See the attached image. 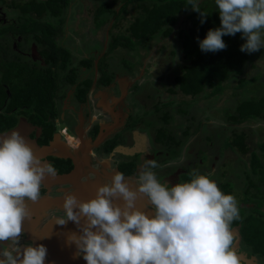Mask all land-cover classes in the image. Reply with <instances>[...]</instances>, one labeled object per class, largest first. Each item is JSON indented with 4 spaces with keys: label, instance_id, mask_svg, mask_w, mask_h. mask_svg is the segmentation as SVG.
I'll list each match as a JSON object with an SVG mask.
<instances>
[{
    "label": "flooded vegetation",
    "instance_id": "1",
    "mask_svg": "<svg viewBox=\"0 0 264 264\" xmlns=\"http://www.w3.org/2000/svg\"><path fill=\"white\" fill-rule=\"evenodd\" d=\"M33 1L0 0V138L10 135L13 131L19 132L31 146L34 154L42 162L51 163L57 171L55 178L45 177L40 188V198L36 202L26 201L30 215L23 222L24 234L20 241L22 246L29 243L45 245L47 255L44 264H64L66 253L64 252L61 257L56 253H51V250H73L74 262L70 264H86L82 255H76L77 249L68 239L70 233L75 232L79 235L81 229L72 221H68V225L53 223L55 220L53 218L65 216L63 200L67 195L75 196V191L80 189L77 192V199L82 201L90 199L88 197L83 199L81 188L73 186L75 182L82 180L80 182L82 184L88 177H100L89 172L79 174L81 173L79 171L76 178L68 179L67 177L72 175L76 169L78 157L79 159L86 158L89 165L100 172H102L100 170L102 165L108 166V171L112 173H122L121 167L132 166L129 173L122 174L129 186L134 189L137 187L139 174L148 160L157 162L158 167L151 170L156 174L157 179L168 187L189 181L194 173L209 176L213 174L216 177L214 181L221 191L233 194L238 200L240 217L249 215L244 211L253 207V200L246 196L245 190L238 187L233 188L229 182L224 181L228 170L224 165L222 166L225 161H220V156L226 151L228 153L232 151L225 144L226 134L222 140L219 139V135L212 139L210 137L212 135H206L207 128L208 131L210 129L209 125H206V130H203L200 125L193 128L189 125L193 120L178 121L177 113L174 114L173 121L164 122V116L160 119L155 114L159 110L158 106L160 107L163 103L149 105L145 100L149 96L146 95L143 98L144 94L149 91L141 87L148 84V80L153 77H141L135 84L138 80L136 75L140 77L138 72L141 66H134L129 54L125 56L126 65L109 64L100 70L106 51L104 41L101 42L104 47L100 52L99 50L92 51L91 47L88 50L86 47H81L83 39H80V35L75 31L79 27L77 21L80 20L84 24L97 22L94 11L101 4L95 0H72L67 6L64 22H60L61 32L53 34L51 40L46 38L39 41L33 36L28 38L23 32L13 33L19 27L16 24V18L21 19L24 15H30L40 21L37 28L32 31L36 34H42L45 22L57 21L47 11L39 13L36 9L30 10V3ZM107 1L110 4L113 0ZM112 6L114 10H118L119 6L116 7L115 3ZM23 7L28 8L24 11ZM89 11L93 15L91 19L83 16L84 12ZM127 14L128 12L124 13L123 18L119 16V26L123 25L122 21ZM116 17L117 15L109 16L108 23L101 26L102 33L98 34L97 40H105V32L110 27L116 26ZM129 23L127 21L126 25L129 26ZM163 40L165 39H159L157 42ZM176 43L178 44L179 40ZM73 45L81 49L80 53H76L74 49L68 52V48ZM152 47L146 50V55L150 53ZM170 47L177 51L174 44ZM146 55H142L140 62L144 61L143 58ZM51 57L53 60H50ZM87 60L91 61L92 65L84 64ZM145 61H149V58ZM113 63L116 65V62ZM150 64L160 66V61L154 60L152 56ZM110 75H113L111 83L101 86L100 78ZM124 78L130 82L128 89L124 86L127 84ZM85 82L91 84L85 100L81 101L80 92ZM159 85L157 83V86ZM100 87H103V93L99 91ZM104 89L107 97L104 96ZM124 89L127 90L122 98ZM161 90L177 99L180 97L179 102L194 99L167 84L162 85ZM99 92L101 95L98 97ZM157 92L153 93L157 94ZM109 94L113 96L112 99ZM99 103L111 109L105 111L110 112V116L108 114L101 116L102 113L98 112L100 116L93 119L91 109L101 107ZM59 122H63V125L58 126ZM100 137L101 142L95 145L94 142ZM83 141L88 145L86 153H82L81 149L78 150ZM219 141L224 144V148L216 150L217 146L220 147ZM113 142L115 143L113 148L108 151V145ZM127 145L131 148L127 149ZM201 149L204 150L203 153H200ZM234 151L241 154L237 150ZM206 153L210 154L214 161H205ZM103 173L106 172L100 175L103 176ZM106 175L107 183H110L112 175L110 173ZM243 187L245 189V185ZM240 191L241 194L238 193ZM114 202L122 203L121 200ZM136 206L152 214L153 208L147 197L142 194L138 195ZM240 210L243 211L240 212ZM230 227L235 233L234 248L240 256L241 264H264L262 252L246 245L242 236V224L234 220ZM5 246L0 244V248ZM58 257L61 258L58 259Z\"/></svg>",
    "mask_w": 264,
    "mask_h": 264
},
{
    "label": "clouds",
    "instance_id": "2",
    "mask_svg": "<svg viewBox=\"0 0 264 264\" xmlns=\"http://www.w3.org/2000/svg\"><path fill=\"white\" fill-rule=\"evenodd\" d=\"M189 4L203 23L208 14L195 0ZM215 4L220 26L198 38L202 51L224 50L223 36L236 33L245 41L240 51L264 48V0ZM157 67L154 64L152 70ZM156 167L155 160L146 162L135 189L122 173L114 172L93 198H64L65 216L55 218V224L72 221L81 229L79 235L73 232L68 237L76 245V255H82L86 264H241L230 227L240 219L235 196L222 192L205 174L194 173L189 181L168 187L151 170ZM56 175V168L42 162L19 132L0 138V244L6 245L0 248V264H44L45 245L22 246L20 241L23 222L30 215L26 201L36 202L45 177ZM139 194L147 197L152 214L136 206Z\"/></svg>",
    "mask_w": 264,
    "mask_h": 264
},
{
    "label": "trees",
    "instance_id": "3",
    "mask_svg": "<svg viewBox=\"0 0 264 264\" xmlns=\"http://www.w3.org/2000/svg\"><path fill=\"white\" fill-rule=\"evenodd\" d=\"M71 1L45 0L31 2L30 10L36 9L39 13H46L47 11L57 21L45 22L42 34H36L32 31L37 28L40 21L37 20L38 18L24 15L21 19L16 18V24L19 27L13 33L23 32L28 38L33 36L36 39L38 38L37 40L39 41H43L46 38L51 40L53 34L61 32L60 22H64V15ZM133 1L137 3L135 4ZM114 3L115 6H119L117 11L113 9L112 5ZM195 3L199 5L202 12L208 14L203 23H201L200 14L189 7L191 6L189 0H113L110 4L105 2L97 6L94 11V13L96 12V23L103 22L105 14L109 12L110 17L117 15L115 19L116 26L120 22L119 16L123 18L122 15L128 12L130 4H133L132 9H138L133 15L132 22L122 31L124 34L120 37L112 35L107 42L100 70L109 64L114 66L119 64L126 65V52L140 53L143 46H145L146 50L150 49L159 39L170 37L173 34L176 23L180 20L181 27H179L180 29H178L177 33L180 53L179 64L173 70L174 72L169 75L175 84L172 87L177 88L182 94L190 95L193 98H198L202 94L204 98L209 96L212 98L209 99V105L218 103L220 97L223 96L225 90L229 87L241 91L239 93L233 90L230 95L233 100H225L224 114L226 115L220 114L219 116L224 123L221 127L223 131L213 135V130H207L206 135H212V139L219 135V139L221 138L220 140H222L226 134L224 141L227 147L232 151L237 150L242 155L245 154L247 156L248 160H245L244 164H242V182L245 185V191L248 194L253 189L261 188L263 190L264 138L258 142L257 147H254L253 150L248 143L247 137L250 135L247 133L248 131H253L251 122L264 121V71L258 72L255 65L256 61L264 58V48L253 53L240 51V46L245 41L240 33H236L235 35L223 36V40L227 45L224 50L216 52L202 51L199 47V40L206 36L210 28L220 26V16L215 0H201L200 2L195 0ZM25 8L27 9L28 7ZM25 8L23 7L24 11H26ZM61 15L62 19L59 20ZM133 39L139 41L136 43ZM262 39H264V34H262ZM50 43L53 44V42ZM101 48L102 45L99 52L102 50ZM174 51L170 47V50H168L169 55H173ZM50 60H53V57ZM109 61L116 62V65ZM84 64L87 66L92 65L91 61L88 62V60L84 61ZM247 69H253L256 72L249 77L243 76ZM112 78L113 75L100 78L101 86H107L113 80ZM234 79H236V85L233 87L232 80ZM126 83L130 82L126 81ZM90 84V82H85V86L80 92L81 101L85 100ZM102 88L100 87L99 91L103 93ZM100 95L98 94V97ZM104 96L107 97L105 89ZM223 103L224 101L220 104ZM187 112L175 113L183 115L186 117L184 119L187 120L195 118L193 112ZM166 116L168 117L167 114ZM164 119L167 120L168 118ZM241 124L245 125L243 129ZM209 126L211 127L212 125L209 123ZM114 144V142L110 143L107 150L112 149ZM107 150L106 153L108 152ZM245 164L247 168H244ZM131 167L130 165L127 168L121 167V172L124 174L129 173ZM237 223L242 224V236L246 245L253 250H260L262 256H264V219L249 214L247 216L243 215L242 218L240 217Z\"/></svg>",
    "mask_w": 264,
    "mask_h": 264
},
{
    "label": "rangeland",
    "instance_id": "4",
    "mask_svg": "<svg viewBox=\"0 0 264 264\" xmlns=\"http://www.w3.org/2000/svg\"><path fill=\"white\" fill-rule=\"evenodd\" d=\"M95 1L98 2L99 4H103L105 2H106V4H109V2L107 0H105V1L104 0H101V1L95 0ZM200 1L201 0H197V2H200ZM134 3L136 4L137 2H134ZM132 6H133V4H130V6H128V14L126 15V18H125L126 20L124 19L122 21L123 25L112 26L109 28V30L107 32H105V40H97L98 39L97 36H98V34L102 33L101 32L102 31L101 26L106 25V23H108L109 15H110L109 12H107L105 14V16L103 18V22H98V24L96 22L95 23L91 22L90 24H84L82 21L78 20L77 24L79 25V27H77V30H75V31L80 35V39H83L81 47H86V50H88V48L91 47L92 51H96V50L100 49L102 41H104V44L107 45V41L110 40L112 35H118L120 37L122 34H124V33H122V31H124V28L127 26L126 25L127 21L132 22L133 17H134L133 15L138 11V9H132ZM117 9H119V7ZM10 14L12 15L13 13H10ZM91 15L92 14L90 11L83 13V16L85 18L90 17L89 19H91L92 18ZM180 22L181 21L178 20V22L176 23V26L174 28V32L170 37L166 38L162 42H155L154 47H152V50L150 51V53H148V55H146L147 51H146L145 46H143L142 51H140V53L128 51L125 53V55L127 56L129 54L130 59H133L132 63L134 64V66H136V65L141 66V70L138 72V74H140V77H137V75H136V78L138 80L135 81V84L139 81V79L141 77H145V76H148L149 78L153 77L155 79H158L157 81H155L153 78L149 79L148 80L149 85L145 84L141 88H143V90L145 89V90L149 91V92H146L143 96V98L146 95L149 96V98L145 99L149 105L150 104H155V105L160 104L161 105V103H163L161 105L162 107L158 106L160 111L158 110L155 112V114L157 116H159L160 119H162V117L165 115L164 118H168V119L167 120L164 119V122H170V121H173L175 112H181V111H183V112L188 111L187 113L193 112L195 115L194 116L195 118L192 119L193 122H192V124H189L190 126L192 125L194 128V127H197V125H200L201 127H203V130H206V125H209L207 123H210L212 126L210 127L209 131L213 130L214 131L213 135L215 133L218 134L221 130L222 124H224L222 122L223 120L219 116H220V114H224V112H225L224 107L226 105L225 104V102L227 101L226 99H232V96H230V95L232 94L233 90H235L236 92H239L240 91L239 89H235V88L232 89L231 87L227 88L225 90V93L223 94V96H221L220 99L218 100V103H214L212 105H209V99H212V98L209 96L204 98L203 94L198 98L197 97L194 98L193 100L192 99L191 100H185L184 102L180 100L181 102L179 103L180 97L177 99V97L174 96L175 97L174 98L172 95H167V93L164 90H161L162 85L166 86V84H167L168 86H173V84H174V82L171 79H168L169 78L168 75L171 72H173V70L179 64L178 60L180 57V53H177V51H179V49H178L179 43L177 44L176 42H178L177 33H178V29H180L179 27H181ZM99 23H103V24H99ZM133 40L136 43H137V41H139L136 39H133ZM136 43H135V45H136ZM162 44H164L163 47H161ZM171 44H174V47H175V49H177V51H174V54L170 57V55L167 53V51L170 49ZM103 47L101 48L102 50H103ZM140 47H142V46H140ZM73 49L75 52L77 51L76 53H80V51H81V49L78 46L73 45V47L70 46L68 48V52H72ZM120 50H124V49H120ZM142 55H146V56L143 58L144 61L140 62ZM177 55H178V57H177ZM152 56L154 57V60L160 61V66H158L154 70L155 72L152 70L153 66L150 64V59ZM147 58H149V61H145V60H147ZM167 61H169V62L167 63L166 66H164ZM255 65L257 67L256 70L258 72L264 71V58H260L258 61H256ZM255 72L256 71L253 69H247L245 75H243V76L249 77V76L254 75ZM124 79H125V82L128 81L127 78H124ZM156 82L159 83L160 85L157 86ZM129 84L130 83H128L127 85L125 84L124 86L127 88V86ZM235 85H236V79L232 80V86L234 87ZM126 90L124 89L122 91V98L124 97ZM153 92H157V94L153 93ZM98 94H100V92ZM109 96H110V99L113 98V96L111 94H109ZM223 101H224V103L220 104ZM179 107H181V108H179ZM155 109H156V106L154 107V110ZM179 109H180V111H179ZM91 111H92L91 116L93 117V119L95 117L100 116V115H98V112L102 113L101 116H104L106 114H108L110 116V112H105V111H109V110H107V108L102 107V106L97 107V108L92 107ZM166 114L168 115V117L166 116ZM177 115H178V121H180V120L182 121V120H184V118H186L179 113H177ZM224 115H226V114H224ZM148 117H150V115H148ZM59 123L60 124L58 126L63 125V122H59ZM250 124H251V127L253 128V131H248L247 134L250 136L247 137V140L249 141L248 142L249 145H251L250 146L251 149H253L254 147H257L256 145L258 144V142L262 141V139L264 138V121L251 122ZM244 126H245L244 124H241V128H243ZM207 130H208V128H207ZM219 146L220 147L217 146L215 149L220 150V149L224 148V144L220 141H219ZM126 148L130 149L131 147H130V145H127ZM78 150H80V147ZM203 151L204 150L201 149L200 153H203ZM246 157L247 156L245 154L239 155L236 151H230V153H228L226 151V153H223L220 156V161H222V162L225 161L222 164V166L224 165L226 167V169L228 170L225 174L224 181L227 183L229 182V185L231 184L233 188L238 187V188H241L243 191L245 189L243 187V182H241L242 164H244L245 160H248ZM77 160H78V168L81 171V173H79V174H85L86 170H85V167H83L84 166L83 163L85 164V162H87L86 158L84 160V159H79V157H78ZM204 160L209 161V162L214 161L213 157L211 158L210 154L208 155V153H206ZM244 168H247L246 164H245ZM100 170L102 172L110 173L111 175H113V173L108 171V168L104 165H102L100 167ZM210 178L215 180L216 177H215V175L211 174ZM98 181L101 183H96V182L93 183V186L91 187V190H90L92 192V194H94V195L96 194L97 187L103 185L101 177L98 178ZM80 182H82V180H80ZM132 184H133V181H132ZM262 189L263 190H261V188L253 189L250 191V193L246 194L247 197H249L251 200H253L254 205H253V207L248 208V210L244 211V212L246 214L254 215L256 217H261L262 219H264V199H263L264 198V188H262ZM87 193H89V192H87ZM238 193L241 194V191ZM83 199H85V197ZM237 203H238V200H237ZM241 211H243V210H240V212ZM53 219H55V218H53ZM53 223H55V220ZM66 224L68 225V223H66ZM245 248L246 247H244V249ZM242 251L246 252L247 250H242Z\"/></svg>",
    "mask_w": 264,
    "mask_h": 264
},
{
    "label": "water",
    "instance_id": "5",
    "mask_svg": "<svg viewBox=\"0 0 264 264\" xmlns=\"http://www.w3.org/2000/svg\"><path fill=\"white\" fill-rule=\"evenodd\" d=\"M101 142V137L100 138H98V139H96V141L94 142V144L95 145H98L99 143ZM84 143V141L82 142V144H81V146H80V149H81V151H82V153H86L87 151L86 150H88V145L87 144H83ZM86 146V147H85ZM90 151V150H89ZM84 160H85V158H84ZM83 167H85V170H86V172H89L90 174H93V175H97V176H100L101 177V179H102V183H103V185L104 184H106L107 183V179L105 178L107 175H106V173H103V176H101L100 174L102 173V172H100V171H98L97 169H95V168H92L90 165H89V163H88V161L87 162H85V164L83 163ZM108 167V166H107ZM80 170H79V168H78V164H77V166H76V169H75V171L74 172H72V175H70L69 177H67L68 179L70 178V179H74V178H76V175H77V173L79 172ZM87 175V174H86ZM65 176H63V178H64ZM101 183V182H99L98 181V178H96V177H88L87 178V180L85 181V182H83L82 184L80 183V182H75L74 184H73V186L74 187H77V188H81V191H82V193H81V195H83L82 197L84 198V197H88V198H93L95 195L94 194H92V192L90 191L91 190V187L93 186V183ZM80 190V189H79ZM79 190H76L75 191V196H77V192L79 191ZM87 192H89V193H87ZM44 235H45V232H44ZM46 237H47V234L45 235ZM51 241V240H50ZM65 241V240H64ZM51 242H53V241H51ZM59 244V243H58ZM59 245H61V244H59ZM63 245H64V243H63ZM73 246L74 247H76V245H75V243L73 244ZM73 250H51V253H56V254H58V255H60L61 257L63 256V254H64V252L66 253V258L64 259V264L65 263H67V264H70V261L71 260H73V259H70L69 257H68V254H70L71 252H72ZM61 257H58V259L59 258H61ZM68 259V260H67Z\"/></svg>",
    "mask_w": 264,
    "mask_h": 264
},
{
    "label": "crops",
    "instance_id": "6",
    "mask_svg": "<svg viewBox=\"0 0 264 264\" xmlns=\"http://www.w3.org/2000/svg\"><path fill=\"white\" fill-rule=\"evenodd\" d=\"M99 106H102V107H105V108H107V110H110V108L108 107V106H106L105 104H102L101 105V103H99ZM86 199V198H85ZM68 257L70 258V259H74V254H73V251L70 253V254H68ZM68 260V259H67ZM74 262V260H71L70 261V263H73Z\"/></svg>",
    "mask_w": 264,
    "mask_h": 264
}]
</instances>
